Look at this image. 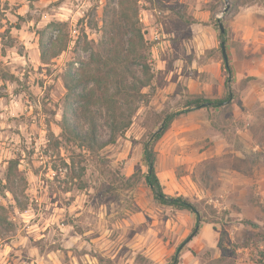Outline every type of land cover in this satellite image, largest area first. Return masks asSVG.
Segmentation results:
<instances>
[{"label": "rangeland", "instance_id": "rangeland-1", "mask_svg": "<svg viewBox=\"0 0 264 264\" xmlns=\"http://www.w3.org/2000/svg\"><path fill=\"white\" fill-rule=\"evenodd\" d=\"M132 2L151 81L113 141L104 107L91 106L97 144L87 147L61 135L62 76L93 66L108 36L127 50L118 0H0L1 185L18 160L13 193L0 185V264H171L175 254L177 264H264V0L224 13L225 0ZM48 23L67 46L44 65L37 31ZM228 94L220 110L186 107ZM169 113L155 171L165 194L199 208L193 235L195 215L158 204L143 180V143Z\"/></svg>", "mask_w": 264, "mask_h": 264}, {"label": "trees", "instance_id": "trees-1", "mask_svg": "<svg viewBox=\"0 0 264 264\" xmlns=\"http://www.w3.org/2000/svg\"><path fill=\"white\" fill-rule=\"evenodd\" d=\"M231 8L240 5L254 4L255 0H227ZM215 9H212L214 11ZM117 18L127 28L126 33H130L127 38V50L122 54V47L119 36H108L106 42H102L100 51L90 56V62H82L81 66L73 71L69 69L62 76L66 89L63 112L61 118V135L65 140L79 141L87 147L97 144L96 137V116L91 110V106L97 104L104 107L110 130V141L117 136L124 135L131 124L134 108L130 105L139 97L140 89L148 86L151 81V71L149 66V48L143 38V32L137 20L136 4L132 0H118ZM117 19V20H118ZM57 23H48L44 28L37 31L39 60L46 65L50 60L64 51L67 46V40H62L49 35L57 30ZM59 31V30H58ZM141 66V76L133 69V65ZM249 79V78H248ZM247 82V79L244 83ZM92 83V87L82 91H76L77 87ZM85 87V86H84ZM111 88V90H110ZM230 94L225 98L206 99L196 97L186 103V107L193 108H212L223 109L230 103ZM72 104L75 105L72 107ZM125 105V106H123ZM126 109V110H125ZM84 119L88 124V130L83 131L76 120H70L68 115ZM175 117V113L166 114L162 119L161 128L154 134H151V142L143 143V155L146 173L143 175L145 184L150 188L154 200L163 206L175 210L188 211L195 215L196 222L192 227V233H196L202 222L205 220L199 216V208L183 196H169L162 190V186L155 171L156 154L153 150V144L160 139L167 130ZM18 160H10L9 167L5 173L4 182L1 185L4 191L13 193L12 182L14 172L16 171ZM1 183V182H0ZM1 225V222H0ZM264 225V223H263ZM221 246V239L218 246ZM177 255H173L172 263L177 264Z\"/></svg>", "mask_w": 264, "mask_h": 264}, {"label": "water", "instance_id": "water-1", "mask_svg": "<svg viewBox=\"0 0 264 264\" xmlns=\"http://www.w3.org/2000/svg\"><path fill=\"white\" fill-rule=\"evenodd\" d=\"M225 3H226V7L224 8L223 13L229 8L227 0H225ZM218 27H219L220 33L223 34L225 32V30H224L223 25L220 23L219 19H218ZM220 47H221V53H222L224 63L226 65V67H228V60H227V54H226V50H225V43L223 40H221V42H220ZM193 234L194 233H192L191 235H193Z\"/></svg>", "mask_w": 264, "mask_h": 264}]
</instances>
